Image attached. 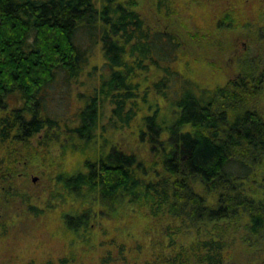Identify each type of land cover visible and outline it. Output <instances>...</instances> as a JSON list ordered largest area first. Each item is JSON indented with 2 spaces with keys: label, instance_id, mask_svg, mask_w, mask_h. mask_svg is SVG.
<instances>
[{
  "label": "trees",
  "instance_id": "trees-1",
  "mask_svg": "<svg viewBox=\"0 0 264 264\" xmlns=\"http://www.w3.org/2000/svg\"><path fill=\"white\" fill-rule=\"evenodd\" d=\"M135 5L0 0V236L7 209L24 202L25 194L12 195L17 171L27 176L28 161L44 160L46 148L62 137V155L81 153L83 161L79 169L55 174L57 194L67 200L82 193L113 214L131 208L129 215L144 219L134 246L126 239L113 244L115 253L99 264H226L233 243L224 235L233 222L240 223L242 240L264 237V196L252 184L255 176L264 181V118L245 107L264 80L257 64L263 55L248 58L231 85L199 89L171 67L180 42L145 26ZM225 12V20L236 16ZM97 49L101 64L93 62ZM150 65L161 71L153 91L170 110L158 114L156 106L142 115L136 134L148 146L142 155L113 138L138 116L141 75ZM56 97L60 104L67 99L62 111L51 110ZM93 209L65 215L77 238L90 235ZM68 263L61 257L2 264Z\"/></svg>",
  "mask_w": 264,
  "mask_h": 264
},
{
  "label": "rangeland",
  "instance_id": "rangeland-1",
  "mask_svg": "<svg viewBox=\"0 0 264 264\" xmlns=\"http://www.w3.org/2000/svg\"><path fill=\"white\" fill-rule=\"evenodd\" d=\"M133 1L136 3L135 10L146 24L169 32L180 42L179 51L174 50L171 53L174 63L171 67L186 79L193 81L197 88L211 90L216 86L231 85L240 75L241 65L245 64L248 58L256 59L262 55L257 64L258 72H263L264 76V29L261 32L250 30L256 17H259V22L256 23L264 27V0H256L254 3L250 2L253 0H248L249 2L238 5L234 3L236 0H204L203 4L201 1L171 0L168 1L170 7L165 8L163 12L159 11L157 0ZM233 4L235 7L231 6ZM168 9H175V12L165 15ZM238 9L241 16L237 14ZM226 10H232L236 14L237 22L224 19ZM161 41H164L167 47L170 45V39L167 37ZM166 45L163 43V46ZM99 53L97 49L96 60L93 62L101 64ZM167 58L170 57H161L159 60L167 61ZM141 76L138 116L130 128L115 133L113 139L118 143L131 145L142 155H148V146L141 143L136 135L142 125V115L151 114L156 106L158 114H169L170 108L161 96L155 94L151 85L159 79L161 71L150 65ZM178 84V80L172 81L171 87L175 88ZM258 85L256 93L246 97L245 107L255 110L264 118V80ZM249 87L245 89L247 92H251ZM142 98L145 99L144 102ZM61 101L63 104H60L59 97H56L51 110L62 111L67 99ZM107 113L109 112L104 109L105 115L101 119L104 124L107 122ZM61 142L46 148L44 160L37 158L28 161V168H33L27 176L17 171V176L12 180L13 198L18 199L22 194H25V197L18 210L15 205L7 209L8 224L6 231L0 236V264L9 261L25 263L30 259L56 260L61 257H66L68 264H99L107 252L115 253L113 244L126 239L133 247L135 239L139 238V229L144 219L139 215H129L131 208L124 209L122 215H119L120 210L113 214L110 209L98 206V199L92 196L84 197L81 193L64 200L61 193L57 194L58 184L56 185L53 179L55 174L63 169H79L83 161L81 153L62 155ZM18 167L20 171L24 170V166L19 164ZM32 178H35V181ZM254 180L252 179V184L258 185L260 194L264 196L262 177L260 182L256 180V176ZM84 198L87 203L80 201ZM208 198L211 199V196ZM87 206L94 208V216L89 220L90 235L77 238L65 225V215L79 213ZM207 229L214 232L213 229L216 228L211 226ZM127 231L131 233L128 235ZM241 233L244 231L238 222H233L227 227L224 239L233 244L230 247L231 256L226 259V264H264V237L245 241L241 239Z\"/></svg>",
  "mask_w": 264,
  "mask_h": 264
},
{
  "label": "flooded vegetation",
  "instance_id": "flooded-vegetation-1",
  "mask_svg": "<svg viewBox=\"0 0 264 264\" xmlns=\"http://www.w3.org/2000/svg\"><path fill=\"white\" fill-rule=\"evenodd\" d=\"M168 1H171V0H157V7H163V8H167L169 5H170V3H168ZM191 1H193V2H200V3H202L203 4V2H204V0H191ZM206 1V0H205ZM217 1V0H216ZM256 0H253V1H250V2H252V3H254ZM237 2V3H236ZM236 2L234 1V3L236 4V5H238L239 3H242V2H249L248 0H236ZM232 6H234V4L232 5ZM164 10V9H163ZM159 11H160V9H159ZM256 12H257V10H255ZM141 18H142V16H141ZM143 19V18H142ZM232 19H236V22H237V16H231V18H229L228 19V21H231ZM257 19V20H256ZM256 19L254 18V20L252 21L253 23L251 24L252 25V28H250V30H259V32H261L263 29H264V27L262 28V26L260 25V24H258V23H256V22H259L258 20H259V17H256ZM143 21H144V19H143ZM144 25L145 26H148L149 28H152L154 31H160L159 29H155L154 27H151V26H149L148 24H146V22L144 21ZM162 33H164V34H166V33H169V32H167V31H161Z\"/></svg>",
  "mask_w": 264,
  "mask_h": 264
},
{
  "label": "water",
  "instance_id": "water-1",
  "mask_svg": "<svg viewBox=\"0 0 264 264\" xmlns=\"http://www.w3.org/2000/svg\"><path fill=\"white\" fill-rule=\"evenodd\" d=\"M33 179V181H35V178H32Z\"/></svg>",
  "mask_w": 264,
  "mask_h": 264
}]
</instances>
